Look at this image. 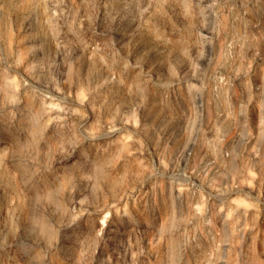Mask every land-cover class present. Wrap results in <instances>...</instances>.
Segmentation results:
<instances>
[{
  "label": "rangeland",
  "instance_id": "obj_1",
  "mask_svg": "<svg viewBox=\"0 0 264 264\" xmlns=\"http://www.w3.org/2000/svg\"><path fill=\"white\" fill-rule=\"evenodd\" d=\"M22 232L0 264H264V0H0Z\"/></svg>",
  "mask_w": 264,
  "mask_h": 264
},
{
  "label": "bare ground",
  "instance_id": "obj_2",
  "mask_svg": "<svg viewBox=\"0 0 264 264\" xmlns=\"http://www.w3.org/2000/svg\"><path fill=\"white\" fill-rule=\"evenodd\" d=\"M17 161V160H16ZM11 164H14L15 162V159L12 158L10 160ZM17 170V168H15ZM21 170V169H20ZM23 171V170H22ZM20 173V172H19ZM23 173V172H22ZM21 174V173H20ZM22 175V174H21ZM23 176H25V174H23ZM22 176V177H23ZM24 178V177H23ZM21 180V179H20ZM26 180H28L26 178ZM23 181V180H22ZM22 183V182H21ZM23 185V186H22ZM21 188L22 190H26L28 189V183L27 182H23ZM22 239H25V240H31L30 238H28V235L25 234V232H22L21 234L19 235H16L14 236L11 240H8V242L4 243L2 240H0V250L4 252L5 256L8 258V260H11L13 259L14 257V254H15V251H17L16 248H18L19 246V242L22 240ZM26 256V255H25ZM24 257V256H23Z\"/></svg>",
  "mask_w": 264,
  "mask_h": 264
}]
</instances>
